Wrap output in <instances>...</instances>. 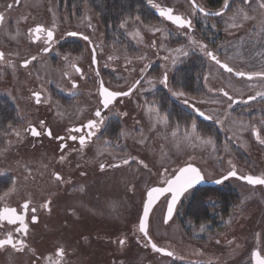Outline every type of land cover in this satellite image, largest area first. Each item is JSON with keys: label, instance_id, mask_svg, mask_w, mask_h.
Wrapping results in <instances>:
<instances>
[{"label": "rangeland", "instance_id": "374dc122", "mask_svg": "<svg viewBox=\"0 0 264 264\" xmlns=\"http://www.w3.org/2000/svg\"><path fill=\"white\" fill-rule=\"evenodd\" d=\"M154 1L166 3L185 14L194 15V9L188 0ZM8 2L13 7L5 11V5ZM251 8L254 9L252 5ZM1 10L4 12V22L0 26V50L6 53L5 59L11 60L16 67L13 69L7 63H0V94H3L5 98L10 100L16 108L17 123L13 125V128L21 131V137H16L11 133L10 129L5 132L7 133L6 135H0V169L4 167L12 168L14 165L16 169H26L25 166L36 169L41 168V165L42 167L46 166V168H49V164L47 165L48 157L44 158L43 152L38 151L36 148H30L33 137L29 133L24 132L23 129L27 128L30 122H34L38 117V113L42 110L34 105L30 97L29 86L43 84L44 86L41 88L43 90L47 89L49 87L46 86L51 85L50 81L54 82L58 75L56 68L52 67L51 60L41 59L37 65L32 63L28 68L20 66V60L25 58V52L29 50V46L31 45L22 30L25 27L33 26L37 22L48 26L55 24V28L59 29L60 26L70 24L69 19L73 16L74 12L68 10L66 6H62L58 0H19V3L16 5L14 4V0H0V12ZM253 12H250V14L253 15ZM258 12L259 14L254 12L257 18L245 22L241 27L243 28L242 32L236 35L239 27H229L228 17L230 14L226 11V15H222L224 22L222 28L228 34L223 37V42L218 47L213 46L212 48V46L207 45L208 50L217 54L221 49L224 53H227L229 42H233L231 49L233 50L232 63L236 65L235 69L247 71L250 62H252L251 58L258 57L257 55H252L254 53L252 42L259 38L257 33L261 12ZM90 14L91 16L89 15L88 17L90 22L94 25H99L98 17L92 12ZM22 17H27V20L22 19ZM130 25L129 31L125 35V42L127 43L123 42L121 49L122 56L125 57V53H127V57L134 55L145 56L147 52V54H150V50L147 47V36L152 31L147 30L143 26H137L135 23ZM137 27L142 31H139L140 36L135 35L137 31L130 33L131 30L137 29ZM152 28L162 29L159 34L162 33L161 35L164 36L168 33V38L166 39L168 45L163 50V53L159 55L160 59L158 62L161 63V67L166 66L164 70H167L169 76H171V72L175 67L186 60L189 56L187 55L188 53L192 52L203 56L205 60L203 75H207L208 77L205 80L208 86L206 84L205 86L202 85V89L204 94H214L216 97L202 96L200 105L208 111L206 113L211 115L213 120H216V122L220 121L219 125L222 129L219 125L218 127L222 133L219 130L221 136H218L217 140L214 139L216 150L213 151L211 146L193 148L183 143L177 148L176 142L171 137V130L166 137V143L162 139H160L157 146L156 144L152 146L141 143V137L144 133L139 128L141 133L138 134L136 145L128 144V142L127 144H123V140L120 146L109 145V151L106 152H110L111 154H116L118 151H122L124 154L133 153L139 160L147 163L148 168L145 169L137 162L135 177H132L133 173L131 171H124L120 168L118 175H116L118 184L117 182L114 184L107 183V177L105 180H101L103 178L101 177L98 182L96 181L97 183L92 184L89 180V178H93L91 174L89 177L84 178L87 180L84 182L85 185H88L89 188L94 186L99 191L100 198H93L89 194L82 195V199L85 201L82 203V206H79L81 210L79 219L66 214V208L71 205V198L65 194L59 195L55 209L54 235L63 238L67 242H75L78 233L87 231L100 235V238L105 237V243L100 241V244L93 243L88 245L90 250V256L88 257L89 264H199V261H202L200 264H207L208 261H212V264H214L213 261L221 256L223 260L221 263L218 262V264H251L250 255L252 250L264 248V185H249L247 182L235 177L229 178L222 184H217V188L231 189L235 195L233 197L230 196L225 205L216 196H209L205 200L207 203V216L204 219L200 217L201 220L199 222L186 218L183 204V201L186 200L185 196L181 198L182 203H179L172 221L164 224L165 197L158 200L154 206V212L150 217V235L159 246L165 247L167 245V247H170L175 252V257H167L155 253L150 247L147 249L144 247L143 241L139 244L137 243L133 231L131 235L129 233L130 221L135 218L138 221L146 189L157 178L162 177L161 173L165 167L168 168V174L171 175L175 168L180 165L196 161V163L201 165L205 178L212 179L221 176L223 172L229 170L228 161L231 160L241 174H264V152L261 151V146L256 141L254 135H252L250 128L242 131L240 125L234 123V121L240 119L246 122H253L264 118V104L260 102L262 99L260 98V100L248 103L249 108L244 107L243 111L241 108L235 109L233 107L228 112L229 103L224 104V97L220 93L212 92L211 90L223 87L236 94L245 95L247 93L242 88L249 87L264 90V80L256 78L248 81L245 78H235L225 72L219 65L210 60L205 52L201 51L199 46L189 43V35L193 36L196 40L197 36L185 28L178 29L173 24L164 22L163 20ZM133 35L134 38L136 37L135 39ZM262 38L264 40V37ZM176 49H182V51L177 52ZM222 56L223 60H229L230 54L227 56L222 54ZM61 65L63 64L61 63ZM55 82L57 84V81ZM257 83L260 86H257ZM143 89L145 88L140 87L137 95ZM183 97H186V95ZM144 106L142 105L141 108L140 106L137 107V111L143 113L147 128H150L153 121L149 119ZM257 111H259V115L256 114ZM191 122L185 125L189 131ZM130 126L131 124L128 123L122 127V132L125 133L123 137L127 140L133 136V130L130 129ZM197 132L205 137H217L214 134L203 135L198 129ZM183 133L184 130L179 129L180 137L183 136ZM224 133L228 134L235 144L228 141L224 137ZM225 144L228 146L227 151L224 149ZM100 146H103V144L98 145V147ZM119 147L120 149L117 150ZM5 149L6 151H4ZM190 157L191 160L189 159ZM131 182L134 184L136 191L133 195L136 197V206L133 204L134 200H130L126 192L127 189L125 190L124 187V185L126 186ZM96 200L98 201L96 202ZM117 200L119 204L116 203ZM113 201L115 202L113 203ZM99 205L102 207L98 208ZM64 218L67 220L66 224L62 222ZM201 223L208 225L204 232L199 231ZM114 232H118V235L128 238L124 246L119 247L107 238ZM217 240L220 241L219 244L216 243ZM229 241H232V243L230 244ZM78 246L79 249H87L83 244ZM114 254L115 261H113L112 257ZM79 256H81V260L86 258H83L81 254ZM225 256L228 258L225 259Z\"/></svg>", "mask_w": 264, "mask_h": 264}, {"label": "flooded vegetation", "instance_id": "af4514ba", "mask_svg": "<svg viewBox=\"0 0 264 264\" xmlns=\"http://www.w3.org/2000/svg\"><path fill=\"white\" fill-rule=\"evenodd\" d=\"M190 2V0H188ZM240 0H229V8L225 10L222 14L223 16L226 15V11L228 14H232V11L235 10L237 7L242 6ZM147 8L149 11L152 12L151 19L147 23H143L141 19H134V20H125L122 23H118L117 26L113 25H105L102 22L101 13L96 12L95 8L93 7V0H83L81 5H77L74 3H60L62 6H66L68 10L73 11L74 14L70 17L69 22L70 24L66 26H60L59 29H54V39L51 43V49L48 53H43L41 49L48 45L45 44L46 34H41V38L39 41L33 42L32 38L28 35L29 27H23L22 30L25 37L31 44L29 46V50L25 52V58L30 57L31 55H37V61L33 63L37 65L39 60H51L52 67L56 68L57 81L54 83L52 80L51 85L49 84L46 87L47 89L41 88L44 85H33L29 86V93L30 97L33 100L35 106H37L40 110L38 113L37 119L34 122H30L31 124L37 127V130L43 131L40 127L39 121H45V127L50 128L52 130V137H48L47 135H41L39 137L32 138V149H38V151L43 152L44 158H47L49 164V168L42 167L31 169V175L28 176V179L25 180V176L27 175L26 169L24 168H14L7 167L0 169V192L5 191L8 187L11 186L12 179L15 178L18 182V191L16 194L12 195L11 197L7 198L6 203L8 206L16 207L18 203H22L23 199L31 196L32 202L34 206H37V216L38 222L31 223L30 216H29V234L25 238L27 243L29 244L30 248L36 250V255L29 251H25L24 253H17L12 250L10 247L5 250H0V264H33L36 261V257H40L36 264H47V261L44 259L49 254L52 255L53 259H55V250L57 247L63 246L66 249L67 255L64 258V264H89V256L90 250L88 245L90 244H100L101 242L105 243V237L100 238V235L96 233L90 232H83L78 233L76 236L75 242L73 241H66L63 238L56 237L55 234V213H56V205L59 199V195L65 194L67 197L71 198V205L66 208V214L73 217L78 218L81 215V210L79 209L80 205L85 201L82 199V195L89 194L93 198H100L99 191L95 189L94 186L88 187L85 185L84 178L91 176L93 178H89L92 184L97 183L101 177V180L106 179L107 183H116V178L118 172L121 169L124 171L129 170L131 171L132 177H135V170L136 165L139 158L133 154L128 153L124 154L122 151H118L116 154H111L110 152H103L102 154H98V145L103 144L104 140H110L112 143L111 145H118L120 146L121 142L124 140L123 144H135L138 140V134L143 132L144 135L141 139H144V143L150 144L154 146V144L159 145L160 139L166 143V137L170 130L176 127L177 123L179 124L180 130H185V126L176 121L170 122L169 120V103L163 98V93H170L172 94L176 90L171 87L170 85V76L167 70H164L165 67H161V63L158 62L160 59L159 55L163 53V50L167 47V38L168 33L164 35L159 34V32H150L148 33V41L147 47L150 50V54H145V56H137L134 55L132 57H128L131 62H129L126 57H123L121 54V49L123 46V42L126 40V33L129 31L130 24H134L137 26H143L147 30L152 28L155 25H158L161 20L164 22H172L166 20L165 18L161 17L159 14L155 12L157 9V5L160 7H171L174 9L173 6H170L166 3H158L154 0H144ZM197 4L200 7H203L206 12L208 13H217L220 12L221 9L224 7V2L220 6H212L211 3H208L207 0H196ZM11 4L10 2L7 5ZM14 4L16 5L14 0ZM191 4V3H190ZM5 5V11L9 9ZM192 6V5H191ZM252 7L254 8V12L259 14L260 11L257 7V2L252 3ZM176 13L183 15L185 18L191 19V31L185 28L187 31L194 33L197 36V41L203 42L206 45L212 46H219L223 42V37L228 34L227 31H224L222 28L223 25V16L222 15H205L204 13L199 12L198 10L194 9V15L191 16L190 14H185L179 10L174 9ZM3 12V10H1ZM94 13L99 20V25H94L88 19L90 13ZM253 15L255 16V13ZM4 13V12H3ZM222 16V17H221ZM257 18V17H256ZM252 21V20H250ZM40 24H44L41 22H37ZM36 24V23H35ZM46 27L51 28L52 26H48L44 24ZM178 29L179 27L175 24ZM214 25V26H213ZM141 31L140 29H133L130 31L136 32ZM207 30L216 31L215 34H207ZM243 28L239 27L236 31V35L242 32ZM206 31V32H205ZM76 32L78 35L76 36H69L68 33ZM142 32V31H141ZM83 36H88L90 41H85ZM163 36V37H162ZM134 38V35H133ZM136 38V37H135ZM134 38V39H135ZM153 42H155V46L153 47ZM228 43V42H227ZM133 44V43H132ZM254 53L252 55H257V58H251L249 69L242 70L245 72H254V71H261L264 70V67L261 65V61H264V40L262 37H259L256 41L253 40L252 42ZM199 46V45H197ZM233 42H229V47L227 48V53H224L223 50H219V53H214L222 62H227L230 67L235 68V64L232 63L233 58ZM200 48V47H199ZM221 48V47H220ZM94 50V51H93ZM148 50V51H149ZM253 52V51H251ZM219 54L221 55L219 57ZM223 55H229L231 59L223 60ZM93 55H95V63H93ZM188 55V54H187ZM67 56L68 60H65L64 57ZM81 57V59L76 60L75 63L79 66L82 70L81 73H77L73 68L70 67V63L72 62L73 58ZM112 57V59H109ZM137 57H144L143 59H137ZM229 57V56H228ZM209 58V57H208ZM222 58V59H221ZM210 59V58H209ZM23 59L20 60L19 64L21 65ZM157 60V61H156ZM211 60V59H210ZM214 62V61H213ZM61 63L63 65H61ZM259 67V68H256ZM246 68V67H245ZM143 69V71H142ZM223 69V68H221ZM227 72L225 69H223ZM67 71L69 76H64L63 73ZM97 72L99 75H97ZM167 73L168 82L167 86H165L160 81L163 79L164 74ZM228 73V72H227ZM235 78L234 73H229ZM149 78L154 81V84L150 85L148 83ZM137 80H141L142 82L137 86V88L132 92L130 96L118 97L112 105L109 106L108 109H104L101 103V97L99 95V87L101 81H103L104 87L108 88L110 91H127ZM72 81L77 83V87L75 89L72 88ZM202 85L208 86L205 82V75L202 78ZM260 86V84H256ZM218 86V85H217ZM140 87L143 89L139 95L138 90ZM223 88V87H221ZM220 88V89H221ZM220 89H211L212 92H218L224 97L225 101L224 104L229 103L231 107L228 106V112L230 108H241L242 111L244 107L249 108L248 103L251 101H256L262 99L260 102L264 104V97L257 96V92H264V90H260L259 88H242L246 91L247 94L239 95L234 93L233 91L228 90L227 88H223L224 90L229 92V95L233 97L234 103L225 97ZM50 90V91H49ZM210 90V89H209ZM210 90V92H211ZM33 91H40L42 93L41 99L50 98L48 103H41L37 105L35 103L34 98L31 96ZM143 92V93H142ZM50 93V95H49ZM186 97H175L178 100V103L183 104L189 107L197 117L202 120L210 121L214 124L219 125L216 120H213V117L206 113L207 110L202 108L200 105V101L202 100V96L204 97H216L214 94H204L203 89L192 93L187 94L185 93ZM218 95V94H217ZM249 96H254L255 99H249ZM185 99L188 100V103H184ZM209 100V99H206ZM59 102V107L56 106V102ZM146 104H154L156 107H159L161 114H168V121L170 127L167 129L164 125L160 124L157 125L155 129L151 126L147 128V123L143 113L137 111V107ZM200 105V106H199ZM99 108L102 113V117L104 123L100 126V130L97 132L96 136L92 137V140L88 142L87 146L83 149V152L78 151L79 149V141H72V140H65L64 142L67 144V147L63 149V154L67 155V160L63 163L59 162V157L62 154L61 151V141L55 139V137L63 136L66 137L68 135L67 130L73 127H78L81 124H85L88 119H93L94 113ZM77 109H80L77 112ZM197 109L204 112L208 116H211L212 119H205L199 116L197 113ZM143 112V111H142ZM208 112V111H207ZM127 113V115H125ZM99 119V118H96ZM215 119H217L215 117ZM261 119V118H260ZM258 121H253L257 124V127L261 129V137L264 138V125L259 123ZM128 123L131 124L130 129L133 130V136L127 140L125 137L121 136L122 127L123 125H127ZM145 123V124H144ZM144 124V125H143ZM138 125V126H137ZM140 125V126H139ZM143 125V126H141ZM221 128V126L219 125ZM140 128V131H139ZM198 129V128H197ZM222 129V128H221ZM85 131H87L85 129ZM223 131V130H222ZM72 135H81L82 133H71ZM225 134V133H224ZM226 139L231 141L233 144L235 142L231 140L228 134H225ZM255 137V136H254ZM217 140L218 137H213ZM256 139V138H255ZM259 143V141L256 139ZM162 143V144H164ZM261 151L264 152V144H260ZM77 149V151H73ZM120 147L117 149L119 150ZM116 150V151H117ZM124 154V156H123ZM131 156L136 158L130 162L129 165H122L118 168H108L106 167L104 171L100 170V163L113 164L119 163L122 159ZM230 156V155H228ZM231 157V156H230ZM43 158V157H42ZM43 158V159H44ZM5 162V160H4ZM14 162V160H13ZM15 163V162H14ZM188 163V162H186ZM184 163V164H186ZM193 163V162H191ZM198 166L201 170L202 167L196 161L193 163ZM13 165V164H12ZM51 165V166H50ZM79 165V167H77ZM183 165V164H182ZM180 165V166H182ZM179 166V167H180ZM178 168V167H177ZM175 168V169H177ZM175 171V170H174ZM53 172H59L63 177L65 182H57L53 178ZM204 172V171H203ZM227 171L223 172L221 175L225 174ZM81 173H85L82 175ZM241 174V172H239ZM246 174V173H245ZM163 177V176H162ZM157 178L153 184L148 187L154 185H162L163 178ZM88 179V178H87ZM213 179V178H212ZM70 181V182H67ZM97 181V182H96ZM118 184V182H117ZM200 186L196 185L195 187ZM98 187V185H97ZM125 190L130 198L133 199V204L136 206V197L133 195L136 193L134 184L131 182L128 185H124ZM194 187V188H195ZM83 189V191H81ZM115 189V188H113ZM147 190V189H146ZM192 190V189H191ZM190 193V191H189ZM186 195V202L189 198L190 194ZM81 196V198H80ZM127 197V196H126ZM163 197V196H162ZM161 197V198H162ZM51 199V211H47L43 208H40L41 205L45 200ZM146 198V191L144 195V199ZM169 198V197H168ZM99 200V199H98ZM96 200V202L98 201ZM116 201V200H115ZM113 201V203L115 202ZM144 201V200H143ZM166 201V200H165ZM158 202V201H157ZM156 202V203H157ZM119 204V201L117 202ZM182 203V201H181ZM5 204V201H0V208H2ZM102 205V203H101ZM99 205L98 208L102 206ZM179 203L176 206L178 207ZM143 207V204H142ZM167 207V202H165V210ZM137 208V207H136ZM104 209V208H103ZM135 210V209H134ZM142 213V209L140 215ZM163 214V216H164ZM63 223H67L66 218L62 219ZM129 226V233L132 234L133 226L137 224V219L130 221ZM8 231H12L13 229L9 227ZM5 235V230L0 229V238H3ZM98 235V236H97ZM103 235V234H102ZM118 236V238H117ZM126 236L118 235V232H114L113 234L109 235L107 238L111 240V242L115 243L119 247L121 246L118 243L119 239L125 238ZM118 239V240H117ZM86 246L87 249H79L78 245ZM117 246V247H118ZM115 247V246H114ZM164 247V246H162ZM170 251V247H167ZM148 249V247H147ZM151 249V248H150ZM83 255V258L80 259ZM160 254V253H159ZM176 256V255H175ZM173 256V257H175ZM113 261H115V254L112 256ZM225 259L228 257L225 256ZM251 264H252V257ZM217 260V261H216ZM214 264L221 263L223 257H217ZM202 261H199V264Z\"/></svg>", "mask_w": 264, "mask_h": 264}, {"label": "snow or ice", "instance_id": "6c2138e0", "mask_svg": "<svg viewBox=\"0 0 264 264\" xmlns=\"http://www.w3.org/2000/svg\"><path fill=\"white\" fill-rule=\"evenodd\" d=\"M254 0H241L242 6L237 7L235 10L232 11V14L228 17L229 27L236 28L242 27L243 24L250 20H255L256 17L250 12L255 11L251 8L252 3ZM257 2V7L261 12V19L259 21V30L257 35L259 37H264V0H255ZM15 3H19V0H15ZM190 3L193 9L198 10L205 15H222L225 10L229 8V0H224V7L221 9L220 12L217 13H208L205 11L203 7H200L196 0H190ZM10 9L13 7L12 4L7 5ZM159 9V15L166 20L172 22L173 24L177 25L179 28H187L191 31V19H186L181 14H176L174 9L171 7H160L156 6ZM22 19L27 20V17H22ZM139 17H137V20ZM4 22V13L0 12V26L3 25ZM214 26V25H213ZM54 29L55 24L51 28L46 27L44 24L36 23L32 27L28 29V35L32 38L33 42L39 41L41 38V34H46L45 44L48 45L43 47L41 51L43 53H48L51 49V43L54 39ZM150 31L153 33L160 32L162 29L160 28H150ZM18 34V31H17ZM69 36H76L78 33L70 32L68 33ZM136 36H140V32L137 30L135 33ZM85 41H90L88 36H83ZM142 39V37H141ZM189 43L192 45H199L201 51H204L205 54L215 62L216 65H219L221 68L225 69L228 73H234L236 77L245 78L248 81H252L253 79H260L264 80V70L261 71H254V72H245L242 70H237L233 67H230L227 62H222L217 55H215L211 50H208V46L203 42L197 41L193 36H188ZM155 46V42H153V47ZM94 51V50H93ZM177 52H181L182 49H176ZM186 54V53H185ZM11 55V54H9ZM18 55V53H17ZM6 53L3 50H0V63H7L8 66L15 69L16 65L11 60H6ZM126 59L131 62V60L127 57V53H125ZM144 57H137V59H143ZM37 55H31L30 57L23 59L21 62V67L28 68L30 64L34 61H37ZM65 60H68V57H64ZM81 59V57L77 56L73 58L72 62L70 63V67L73 68L77 73L82 74V70L77 64L75 63L76 60ZM112 59V57H109ZM231 59V57H229ZM95 55H93V63H95ZM262 67H264V61H261ZM143 71V69H142ZM64 76H69V73L65 71L63 73ZM97 75L99 73L97 72ZM207 75L205 76V80H207ZM141 80L135 81V83L127 90V91H110L108 88L104 87L103 81L100 83L99 87V95L102 98L101 103L104 109H108L110 105L114 103V101L118 97L130 96L132 92L137 88V86L141 83ZM165 86H167L168 77L167 73L164 74L163 79L160 81ZM148 83L150 85L154 84V81L149 78ZM77 83L72 81V88L75 89L77 87ZM223 93L225 97H228L230 101L233 103V97L229 95V92L221 88L219 90ZM175 97H183L185 93L183 91H175L172 93ZM257 96L264 97V92H257ZM31 96L34 98L35 103L37 105L41 103H48L50 98L41 99L42 93L40 91H33ZM249 99H255L254 96H249ZM184 103H188V100L185 99ZM56 106L59 107V102H56ZM145 111L151 121H153L152 127L153 129L156 128L157 125H164L167 129L170 127L168 121V114H161L159 107H156L154 104H146ZM231 107V104L229 105ZM80 109H77L79 112ZM197 111H199L197 109ZM127 115V113H125ZM200 115L203 116L204 113L200 112ZM93 119H88L85 124H81L78 127H73L67 130L68 135L66 137L58 136L55 139L60 140L62 143L60 145L62 154L59 157V162L63 163L67 160V155L63 154V149L67 147V144L64 142L65 140H72V141H79V149L78 151L83 152V149L87 146L88 142L92 140V137L96 136L97 132L100 130V126L104 123L101 110L97 108L94 113ZM99 118V119H96ZM207 119H212L211 116L206 117ZM220 121H218L219 123ZM234 123L239 124L241 130L251 129L252 135L259 141L260 144H264V138L261 137V129L257 127V124L252 121H244L242 119L234 121ZM260 124L264 125V118H261L259 121ZM40 127L43 131L37 130V127L31 123L28 124V127L23 129L24 132L29 133L33 137H39L41 135H47L48 137H52V130L50 128L45 127V121H39ZM8 129L11 130V133L14 134L16 137H21V131L14 129L12 124L9 122L7 125ZM85 129L87 131H85ZM82 133L81 135H72L71 133ZM7 133H0V135H6ZM125 135V133L121 132V136ZM171 137L176 142L177 148L180 147L181 143L195 147H204V146H211L213 151L216 150V142L213 137L211 136H202L197 132V124L195 120H192L190 125V131L188 127H185L183 136H179V124L177 123L176 127L171 130ZM141 143H144V139H141ZM9 143H11L9 141ZM110 140H104L103 146L98 147V154H102L103 152L109 151L108 146L111 145ZM225 151L228 150L227 144L224 146ZM6 151V149L4 150ZM73 151H77L74 149ZM133 158L128 156L125 159H122L119 163L113 164H105L100 163L99 167L101 171H104L106 167L108 168H118L122 165H129ZM191 160V157L189 158ZM138 163L142 165L145 169L148 168V164L145 163L143 160H138ZM229 170H227L226 174L221 175L219 179L213 181L215 184H222L227 181L229 178H237L242 181H246L249 185H264V174L254 176L251 174H240L233 164L231 160L228 161ZM26 167L27 175L25 176V180L28 179V176L31 175V168ZM79 167V165H77ZM169 170L167 167L163 169L161 175L163 176L162 186H152L148 187L146 190V198L143 201L142 207V214L138 216L137 224L133 226V235L136 238L137 243L139 244L141 241L144 243V247H150L151 250L155 253H160L167 257L175 256L174 251L168 250L166 247L158 246L156 242L153 241L152 236L150 235L151 230V215L154 212V206L156 202L160 199V197H165L167 202L166 212L163 216V223L168 224L172 221L174 213L176 211V206L178 203L181 202V198L185 197L186 194L189 193L191 189H193L196 185L201 184L205 181V174L199 168L196 167L193 163L188 162L184 166L178 167L171 173L168 174ZM84 175L85 173H81ZM53 178L57 182H65L63 177L59 172H53ZM70 182V181H67ZM18 191V182L15 178L12 179L11 186L8 187L5 191L0 192V201H5V204L2 208H0V229L5 230V235L3 238H0V250H5L7 248H11L17 253H24L25 251H29L36 255V250L30 248L29 244L26 241V237L29 234V216L31 223L38 222L37 206L33 205L31 196L23 199L22 203H18L16 207L8 206L6 203L7 198L11 197L12 195L16 194ZM83 191V189H81ZM170 196V199L168 198ZM51 199L45 200L41 205L40 208H43L47 211H51ZM230 222V221H228ZM11 227L13 230L8 231L7 229ZM208 225L206 223H201L199 225V231L204 232L206 231ZM127 237L119 239L118 243L121 246H124L127 242ZM217 244L220 243L219 240L216 241ZM231 244L232 241H229ZM67 255L66 249L63 246L57 247L55 250V259H53L52 255L49 254L44 259L47 261V264H64V258ZM252 257V264H264V248H255L252 250L251 253ZM40 257H36V261H38ZM36 261L33 264H36ZM207 264H212V261H208Z\"/></svg>", "mask_w": 264, "mask_h": 264}, {"label": "trees", "instance_id": "16d2710c", "mask_svg": "<svg viewBox=\"0 0 264 264\" xmlns=\"http://www.w3.org/2000/svg\"><path fill=\"white\" fill-rule=\"evenodd\" d=\"M62 3H74L81 5L83 0H58ZM93 7L96 12L101 13L102 22L105 25L117 26L125 20H136L137 17L143 23H147L151 19L152 12L147 8L144 0H93ZM212 6H220L224 0H207ZM206 32V31H205ZM207 34H215L216 31L207 30ZM188 57L183 63L175 67L170 76V85L176 91H183L187 94H192L202 88V78L204 74L205 60L201 54L188 53ZM163 98L169 103V120L170 122H180L184 126L191 122L196 121L197 128L203 135L221 136L217 124L210 121H205L196 116V114L187 106L178 103V100L170 93H163ZM252 102V101H251ZM250 102V103H251ZM255 113V112H253ZM259 115V111L256 113ZM246 115V114H245ZM17 113L14 104L10 102L3 94H0V132L5 133L8 131L7 125L9 122L12 124L17 123ZM222 133V132H221ZM217 184L197 186L190 190L189 198L184 202V213L186 218L194 219L198 222L207 216V203L206 199L209 196H216L222 201V204H227L230 196H234L233 190L227 188H217ZM185 264V263H182Z\"/></svg>", "mask_w": 264, "mask_h": 264}, {"label": "water", "instance_id": "95a60500", "mask_svg": "<svg viewBox=\"0 0 264 264\" xmlns=\"http://www.w3.org/2000/svg\"><path fill=\"white\" fill-rule=\"evenodd\" d=\"M155 12L157 13V14H159V9L157 8V9H155ZM176 13V12H175ZM176 14H179V13H176ZM186 19H188V18H186ZM200 112H202V111H197V113L199 114V116L200 117H202V118H205V119H207L206 117H208V115L207 114H205L204 112V115L203 116H201L200 115ZM185 164H183L182 166H184ZM195 165V164H194ZM196 166V165H195ZM181 167V166H180ZM196 167H198V166H196ZM226 174V173H225ZM246 174H250V173H246ZM224 175V174H223ZM251 175H254V174H251ZM254 176H258V175H254ZM220 178V176L219 177H217V178H213V179H206L205 178V181L204 182H202L201 184H198V185H200V186H204V185H214L215 183L213 182V181H215L216 179H219ZM246 182V181H245ZM154 186H162V185H154ZM152 187V186H151ZM161 198V197H160ZM169 199H170V196H169ZM165 212H166V210H165ZM142 214V213H141ZM159 246V245H158ZM169 250V249H168Z\"/></svg>", "mask_w": 264, "mask_h": 264}]
</instances>
